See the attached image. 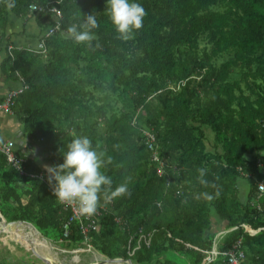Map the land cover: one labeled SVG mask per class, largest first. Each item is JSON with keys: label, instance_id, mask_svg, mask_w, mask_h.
<instances>
[{"label": "trees", "instance_id": "trees-1", "mask_svg": "<svg viewBox=\"0 0 264 264\" xmlns=\"http://www.w3.org/2000/svg\"><path fill=\"white\" fill-rule=\"evenodd\" d=\"M135 2L146 11L143 27L124 42L104 14L107 0H0V74L28 86L6 114L43 156L39 161L16 143L11 152L24 159L21 174L2 150L15 141H5L0 129V212L59 240L64 214L44 166L62 164L61 149L87 136L113 190L131 177L129 195L99 202L105 212L89 244L101 256L128 260L129 238L143 227L154 236L130 259L135 264H179L177 256L203 264L201 251L215 241L227 252L239 240L242 264H264V0ZM82 14L99 23L90 47L61 35ZM13 19L35 22L42 46L11 41ZM145 130L155 137L156 155ZM200 167L215 188L199 183ZM240 178L250 184L246 201ZM83 242L73 224L64 244Z\"/></svg>", "mask_w": 264, "mask_h": 264}, {"label": "clouds", "instance_id": "clouds-1", "mask_svg": "<svg viewBox=\"0 0 264 264\" xmlns=\"http://www.w3.org/2000/svg\"><path fill=\"white\" fill-rule=\"evenodd\" d=\"M8 7L14 5L9 3ZM104 14L117 33V38L127 42L134 39L135 33L142 29L146 11L135 0H107ZM82 16L83 19L78 22H70L61 35L77 45L90 47L97 39L94 30L99 27V23L94 14H82ZM59 27L57 25V28ZM65 147L61 149L62 164L44 166L48 174V182L53 186V195L59 203L75 206V210L81 215H91L96 212L101 198L105 204H110L115 199L130 194L131 177L125 178L124 182L112 189V179L102 172L104 167L102 154L95 150L87 136H75ZM197 172L201 185L216 187L205 178L207 170L204 167L198 168ZM258 186L264 189V184ZM201 195L209 200L214 198L213 194L208 192ZM215 196H219L218 190Z\"/></svg>", "mask_w": 264, "mask_h": 264}, {"label": "built area", "instance_id": "built-area-1", "mask_svg": "<svg viewBox=\"0 0 264 264\" xmlns=\"http://www.w3.org/2000/svg\"><path fill=\"white\" fill-rule=\"evenodd\" d=\"M40 46H42L41 43H39V47ZM7 50H8V53H11L13 50V47L8 46ZM19 81H21L23 84L22 88L13 90L5 96L4 100L0 103V111H5V112L8 111L11 113V106H13L15 99L19 96V94L22 93V90H26L28 88V86L25 85L22 77H19ZM143 134L145 135V144L147 148L153 151L154 154L156 155V149H154L156 148L155 147L156 141H155L154 135L152 134V132L147 131V130L143 131ZM13 147H14V144L10 142L4 145L2 150L4 149L5 150L4 152L8 155V161L15 168L20 170L21 174H26L24 167H23L24 159H20L14 156V154L11 152ZM39 176H46V175L41 174ZM259 183L264 184V180H261ZM49 187L53 191V186L49 184ZM259 192H260V195H264V189H261L259 187ZM58 205L61 207L60 213L64 214V218H63L64 220L62 221L63 222L62 223L63 235L59 239V242L65 243L69 239L70 229L72 225L77 224L78 231L84 237L83 244L89 247H92L89 244L90 235L99 229V219L102 217L103 212H105L103 211L104 210L103 208L102 209L100 208L102 204L99 205L97 207L96 212L91 215L79 214V212L75 210V206H69V205L61 204L59 202H58ZM117 222L120 223V221H117ZM245 229L251 236L255 235V232H253L251 228L245 227ZM227 232L228 231H225V232H222L221 234L227 233ZM153 236H154V232H150V231L147 232L143 227H139V229L130 236L129 241H128L127 256L129 259L126 261L119 260L117 262L130 264L131 263L130 259H132L135 256L137 251L141 250L143 247H147V248L150 247L151 242L153 240ZM201 252L206 255V258L203 264H211L220 257H225L227 260V264H242V262L245 260V252L242 249L240 240L237 241V243H235L227 252L219 251V249L217 248L216 241L214 243L212 250L208 252H204V251H201Z\"/></svg>", "mask_w": 264, "mask_h": 264}, {"label": "rangeland", "instance_id": "rangeland-1", "mask_svg": "<svg viewBox=\"0 0 264 264\" xmlns=\"http://www.w3.org/2000/svg\"><path fill=\"white\" fill-rule=\"evenodd\" d=\"M22 85V82L19 81L17 87L12 89L11 91L22 88ZM0 129H3V122ZM209 137L211 138L210 132ZM209 145L211 147L212 144L210 143ZM238 182L240 185V198L242 201H246L250 189V184L246 179L242 178H240ZM0 220L2 221V223H4L3 218H0ZM0 237V264H47L35 254V252L30 248L31 245L22 242L20 243V241L16 240L15 237L9 234V230L4 231V233H0ZM40 237L42 240L47 241L51 245L53 250H51L52 253H48L47 251L37 246L38 255L48 259L49 263L51 264H97L96 257H102L98 251L85 244L68 247L66 244L60 243L58 239L55 240V238H49L48 240L44 239L42 235H40ZM76 256L79 257V262L73 261ZM102 258L105 261L108 260V258L104 256ZM103 259L99 261V264L104 263ZM176 260L179 262V264H187L188 262L185 258H180L178 256ZM131 264L135 263L132 261Z\"/></svg>", "mask_w": 264, "mask_h": 264}, {"label": "crops", "instance_id": "crops-1", "mask_svg": "<svg viewBox=\"0 0 264 264\" xmlns=\"http://www.w3.org/2000/svg\"><path fill=\"white\" fill-rule=\"evenodd\" d=\"M25 23L21 20L18 19H13L12 26H11V34L9 32V35L11 36V41H15L17 45L24 46V45H29L30 43L37 45L35 49L38 48V25L30 21V23ZM23 29H22V28ZM9 36V37H10ZM1 39V38H0ZM5 38L0 40V68H1V62L3 60V57L6 55V50H5ZM1 73V72H0ZM19 81L13 82V81H5L4 78L1 77L0 74V101L7 95L9 91L17 87ZM24 90H22V93ZM11 116L7 115L5 111H0V127L3 122V129L1 132L3 133L2 137L5 141H15V147L17 143V147L20 150H23L27 155L36 157L37 159L42 160L43 156H41V150H38L34 144L28 143V140H26L24 137L22 138V132L20 130V125L14 121ZM16 138V139H15ZM35 150V151H33ZM103 200H101L102 202ZM101 204H98V206ZM17 240V239H16ZM51 250L52 247H51ZM79 257L76 256L73 261L79 262Z\"/></svg>", "mask_w": 264, "mask_h": 264}, {"label": "bare ground", "instance_id": "bare-ground-1", "mask_svg": "<svg viewBox=\"0 0 264 264\" xmlns=\"http://www.w3.org/2000/svg\"><path fill=\"white\" fill-rule=\"evenodd\" d=\"M0 218H3L2 216H1V214H0ZM4 222V221H3ZM3 223H2V221L0 220V225H2ZM21 227H25V226H20V227H18V228H21ZM30 230H32V229H30ZM33 231V233H35V234H32V233H22V232H14V231H11V230H9V234L10 235H12L13 237H15L18 241H20V243L22 242V243H25V244H28V245H31V243L32 242H35V248H36V250H38V248H37V246L38 247H40L41 249H43V250H45V251H47L48 253H52L51 252V245L47 242V241H45V240H42L41 239V237H40V235L38 234V233H36L34 230H32ZM37 234V235H36ZM0 239H1V237H0ZM101 259H103L102 257H99V256H97L96 257V261H97V264H99L100 262V260ZM53 260H54V258H53ZM104 260V259H103ZM95 261V260H94ZM63 263V262H62ZM93 263V262H92ZM104 263H106V264H122V263H120V262H117V263H115V262H106L105 260H104ZM103 263V264H104Z\"/></svg>", "mask_w": 264, "mask_h": 264}, {"label": "water", "instance_id": "water-1", "mask_svg": "<svg viewBox=\"0 0 264 264\" xmlns=\"http://www.w3.org/2000/svg\"><path fill=\"white\" fill-rule=\"evenodd\" d=\"M0 214H1V212H0ZM1 216H2L3 219H4V223H3L2 225H0V233H4V231H8V230H13V229L18 228V227H20V226H25V227H27V228H29V229L34 230L36 233L40 234V233L38 232V230H37V229H36L31 223H29V222H27V221H11V222H8L2 214H1ZM40 235H41V234H40ZM43 238H44V237H43ZM44 239H45V238H44ZM30 248H31V249L35 252V254H36L38 257H40L44 262H46L47 264L49 263L48 259L43 258V257H41L40 255H38V252H37V250H36V248H35V242H32V243H31ZM117 261H119V260H117V259H108L106 262H117ZM49 264H51V263H49ZM101 264H103V263H101ZM130 264H131V263H130Z\"/></svg>", "mask_w": 264, "mask_h": 264}]
</instances>
